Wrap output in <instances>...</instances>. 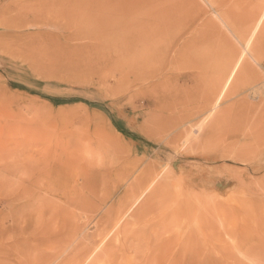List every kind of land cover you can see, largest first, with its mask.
Returning a JSON list of instances; mask_svg holds the SVG:
<instances>
[{
	"label": "rangeland",
	"instance_id": "1",
	"mask_svg": "<svg viewBox=\"0 0 264 264\" xmlns=\"http://www.w3.org/2000/svg\"><path fill=\"white\" fill-rule=\"evenodd\" d=\"M0 264H264V0H0Z\"/></svg>",
	"mask_w": 264,
	"mask_h": 264
},
{
	"label": "bare ground",
	"instance_id": "2",
	"mask_svg": "<svg viewBox=\"0 0 264 264\" xmlns=\"http://www.w3.org/2000/svg\"><path fill=\"white\" fill-rule=\"evenodd\" d=\"M130 2H131V1H130ZM106 5H108V4H106ZM115 6H116V5H115ZM120 6H121V5H120ZM126 6H127V5H126ZM126 6H125V7H126ZM102 7H104V6H102ZM111 7H112V6H111ZM116 7H118V6H116ZM108 8L111 9L110 7H108ZM112 9H113V8H112ZM120 10H121V9H120ZM109 12H110V11H109ZM118 13H119V12H118ZM120 13H121V12H120ZM122 13H123V12H122ZM122 13H121V14H122ZM72 18H73V17H72ZM69 19H70V18H69ZM71 20H73V19H71ZM77 20H78V19H77ZM77 20H76V23L73 22L75 25H77V23H78ZM73 21H74V20H73ZM78 24H80V23H78ZM69 25H71V23H70ZM75 25H73V26H75ZM77 26H78V25H77ZM79 26H80V25H79ZM163 55H166V52H165ZM175 56H176V55H175ZM177 56H178V55H177ZM176 59H177V58H172V60H176ZM126 67H128V66H126ZM129 68H130V67H129ZM114 69H115V68H114ZM119 71H120V72H124V71H126V70H124V69H120ZM125 74L128 75V72H126Z\"/></svg>",
	"mask_w": 264,
	"mask_h": 264
}]
</instances>
